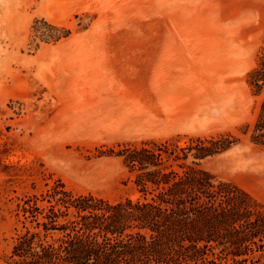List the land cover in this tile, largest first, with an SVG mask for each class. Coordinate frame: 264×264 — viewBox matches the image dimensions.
<instances>
[{"label":"rangeland","instance_id":"obj_1","mask_svg":"<svg viewBox=\"0 0 264 264\" xmlns=\"http://www.w3.org/2000/svg\"><path fill=\"white\" fill-rule=\"evenodd\" d=\"M41 20L70 35L35 39ZM263 53L264 0H0V264L50 174L74 195L139 198L116 153L149 141L234 136L199 167L264 211V150L245 134Z\"/></svg>","mask_w":264,"mask_h":264},{"label":"trees","instance_id":"obj_2","mask_svg":"<svg viewBox=\"0 0 264 264\" xmlns=\"http://www.w3.org/2000/svg\"><path fill=\"white\" fill-rule=\"evenodd\" d=\"M32 28L44 42L70 35L43 20ZM250 84L260 94L264 56ZM245 134L264 150V98ZM236 143L224 134L189 139L182 147L167 140L122 148L116 156L133 177L135 200L74 195L50 174L44 193L18 207L20 230L4 264L257 263L264 255L263 208L243 189L199 167Z\"/></svg>","mask_w":264,"mask_h":264},{"label":"crops","instance_id":"obj_3","mask_svg":"<svg viewBox=\"0 0 264 264\" xmlns=\"http://www.w3.org/2000/svg\"><path fill=\"white\" fill-rule=\"evenodd\" d=\"M135 106V104H134V102H129V104L127 105V107L129 108H131V107H134Z\"/></svg>","mask_w":264,"mask_h":264}]
</instances>
